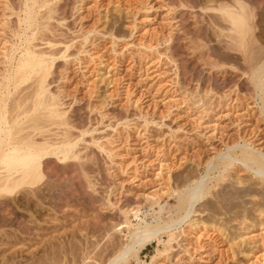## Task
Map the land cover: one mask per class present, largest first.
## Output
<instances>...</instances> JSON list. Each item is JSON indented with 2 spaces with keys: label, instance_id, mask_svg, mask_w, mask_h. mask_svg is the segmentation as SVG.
Here are the masks:
<instances>
[{
  "label": "rangeland",
  "instance_id": "rangeland-1",
  "mask_svg": "<svg viewBox=\"0 0 264 264\" xmlns=\"http://www.w3.org/2000/svg\"><path fill=\"white\" fill-rule=\"evenodd\" d=\"M26 6L38 22L51 12L45 32L64 41L53 48L69 45L47 75L68 130L26 129L57 143L64 128L76 157L49 153L38 183L0 192V264H110L131 230L175 221L178 192L209 178L214 200L254 185L233 207L197 202L124 263L264 264V174L206 172L213 158L264 154V0H0V77L26 47L53 49L26 28ZM220 6L243 14L242 37Z\"/></svg>",
  "mask_w": 264,
  "mask_h": 264
},
{
  "label": "bare ground",
  "instance_id": "bare-ground-1",
  "mask_svg": "<svg viewBox=\"0 0 264 264\" xmlns=\"http://www.w3.org/2000/svg\"><path fill=\"white\" fill-rule=\"evenodd\" d=\"M42 5L45 6L44 3ZM219 10L221 12L222 18L229 21L231 26L236 31L237 36L242 37L247 32V27L244 22V16L242 13L230 11L227 8H224L222 6L219 7ZM49 13L51 12H48V13L44 12V15L42 14L43 15L42 17L40 15L42 21L38 22V19L33 15L32 9L26 6L24 10V14H25L24 22L27 24L26 28L36 29V30L41 31V34L43 36H41L40 39L44 40V43L47 44L48 47L50 48L54 46L56 43L61 44V42L64 43V41L63 40L60 41V39L58 40V38L54 39L52 38V36L50 37V35L46 34L45 31H48L49 29L48 27L49 23H47V19L51 17ZM245 15H246V12H245ZM68 47H69L68 44H64L63 47L61 48L59 47L60 49L58 47L57 49L55 46L54 48L52 47L53 49H49L47 51H42V50L33 51L32 48L26 47V49L24 48L25 50L23 51V53L18 57L17 59L18 61L14 65V68H12L13 67L12 66L11 69H8V72L6 73V75L3 74L4 76L0 77V192L10 193L19 186H22V185L31 186V185H35L36 183H38L45 176V173H43L44 170L42 171V167L45 166V165L42 166V159H43L42 157L49 153H54V154L61 153L62 159L69 158V156L71 157V154L73 157H76L75 154L70 152L71 148L75 145L74 141H72V139H74L75 136L72 139H68L69 135L67 132L68 128H66L67 127L66 125L69 122L68 120H66L65 117H63V114L65 112L59 110L60 108L59 101H61L60 100L61 98L58 97L59 91H58V94L57 92L55 94L52 91H50V89H48L49 87L48 85L49 83H51V81L47 80V79H50L48 78L49 76L47 77V75L50 73L52 74V72L49 71V67L53 64L52 61L56 57H64L65 51ZM47 57L51 58L50 63L46 61V59H48ZM11 58L12 57H10V59ZM10 63L8 64L9 66H10ZM4 71H5V68H4ZM0 75L2 74L0 73ZM29 79L30 81H28V84L25 87L23 83L27 82V80ZM21 85H23L22 86L23 88H28V90H26L25 93L23 92L24 94L23 93L18 94L20 90H23V88H21ZM15 93L16 95H14ZM72 120L74 121V119ZM46 122L63 125V126L66 124L64 128L67 130L63 128L62 133H61L63 138L60 139L57 143L52 142V140L50 142L49 139H44L46 137L41 138L43 140L38 141V139H35V137H33L34 134L30 135V131L32 129L37 130V128H41L43 125H46ZM26 123L28 124L26 125ZM26 128L28 129L32 128V129L28 130ZM81 133L82 132L80 131L79 134ZM41 134L42 132H40V135ZM208 141L209 140H207V142ZM207 145L210 150H213V152L215 151L216 155L220 154L221 151H216V145L214 144L212 140L209 141ZM245 147L247 146L245 145ZM250 149H252V146L250 147ZM248 150L243 151L241 154L238 153L239 155L229 154L227 157L222 156L219 159L213 158L214 161L211 164H210L211 159H208V161H206L205 164L206 165L210 164V166L208 167L206 172L208 173V171L217 170L219 173L222 174L224 173V171L228 170L229 168L235 170L237 169L238 166L241 167V165H243L245 169L249 168V170L250 169L253 170L255 174H259V175L264 174V154H262L261 152H253V151H248ZM241 151H242V148H241ZM68 152L71 154L69 155ZM211 183L212 182L210 178L208 181L200 180L198 182H196V179H195V182H193L191 187L189 186V187H186L185 189L183 188L184 190L178 192L177 202L175 204L177 216L175 218V221L174 219L172 221L170 219L169 221H171V223L173 222V224L174 223L177 224L181 222L184 218L188 216L190 212H192L191 208L197 202L198 203L204 202L205 204H208L207 206L209 207L217 206L219 208H222L223 204L224 205L227 204L233 207L236 205L237 201H239V199L236 200V198L240 197L241 192H243L241 190L243 188L245 189L246 187L250 185V183L249 184L247 183L248 186L245 185L242 189H240V187L237 186L236 188L238 189L234 191H233V188H230L232 190L231 192H227V193L224 192V195H221V197L219 196L220 197L219 200H214L210 198L209 196V193L212 191H209L208 184H211ZM251 185H254V184L252 183ZM228 208H231V207H228ZM252 211L255 212L256 209H253ZM256 212H259V211H256ZM194 222L195 220L192 221V223ZM169 223H165V224L162 223L163 225L158 224L160 227L153 226V228H147L148 225L145 224L142 230L140 229L135 230V231L131 230L132 231L130 234L131 238L134 235L136 236V238L133 237L132 240H130L131 244L128 247H126L124 250H121L118 253V255L115 256L112 260L110 259L111 260L109 261L110 264H112L117 259H120L123 261L121 264H125L124 263L125 259H127L128 253L131 250H133L135 254L134 258L136 259L137 251L146 242L152 240L153 238H156L158 234L160 233H163L165 231L167 233L166 229L171 226V223L170 225ZM126 225L127 226L130 225V222L127 221ZM153 259L154 257H152L151 260L149 259L148 260L151 262Z\"/></svg>",
  "mask_w": 264,
  "mask_h": 264
}]
</instances>
